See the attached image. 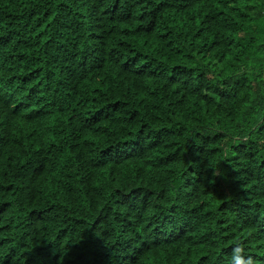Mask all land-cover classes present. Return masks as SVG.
<instances>
[{
    "label": "clouds",
    "instance_id": "1",
    "mask_svg": "<svg viewBox=\"0 0 264 264\" xmlns=\"http://www.w3.org/2000/svg\"><path fill=\"white\" fill-rule=\"evenodd\" d=\"M27 3L31 15L43 17L32 32L24 25L15 32L0 28V155L7 151L16 160L11 169L4 166L3 182L19 185L13 205L20 218L30 219L37 231L41 220L52 228L61 220L73 223V213L95 221L88 230L100 242L99 264H174L177 258L191 264L186 243L204 245L198 249L206 254L200 264H264V231L244 232L239 219L215 208L204 212L211 207L208 193L223 183L244 197L259 198L252 211L261 212L264 221V0H142L150 5L143 8L144 25L169 9L148 36L155 43L148 64L137 63L144 48L119 42V23L100 11L109 7L104 0ZM195 5L203 21L199 28ZM21 7L19 0L0 3V22L6 25L7 15ZM140 11L125 17L133 30L127 35L136 32ZM173 15L188 20L169 28ZM49 16L55 17L44 32L50 43L40 44L32 33ZM97 30L99 35L91 37ZM52 49L60 51L53 56ZM21 51L26 68L37 57L47 60L43 83L37 85L40 96L25 95L8 79L21 67ZM85 78L105 86L94 101L91 86L81 83ZM41 96L43 110L27 111ZM53 113L55 129L49 127ZM20 120L32 133L27 147ZM97 120L103 123L94 126ZM89 131L97 137L94 144L86 139ZM52 132L55 141L49 139ZM21 160L27 161L23 167ZM109 170L111 176L100 179ZM49 177L60 186L55 207L53 197L45 195ZM33 208L39 211L29 217ZM97 225L103 236L97 235ZM189 231L195 236H186Z\"/></svg>",
    "mask_w": 264,
    "mask_h": 264
},
{
    "label": "trees",
    "instance_id": "2",
    "mask_svg": "<svg viewBox=\"0 0 264 264\" xmlns=\"http://www.w3.org/2000/svg\"><path fill=\"white\" fill-rule=\"evenodd\" d=\"M9 0H0V3L7 4ZM21 2L22 7L19 11H14L13 13H9L6 17L8 23L5 25L3 22H0V28L7 27L9 32H15L19 25H24L30 32H32L33 25L36 24L37 20L42 19L41 14L37 13L35 15H31V7L27 3V0H19ZM109 7H100V11L103 14H106L109 22L115 24L119 23L120 27V43H128L129 41L138 44L141 48H144L145 51L141 52L140 59L137 61L138 64H148L149 61L146 59L149 51L154 50L155 43L153 40L149 39V34L154 31L153 24H158L159 18L163 16L167 19L168 8L161 9L160 12L157 13L156 18L149 19V23L147 25L143 24V19L146 18V14L143 11V8L149 7L150 5H146L142 3V0H104ZM95 7V5H94ZM25 9L28 10L29 15L25 16ZM137 9H140L139 17L136 20L137 29L132 35H127V33L133 32L131 25L127 23V19L125 17L131 18V16L136 14ZM193 11L197 13L194 19V23L197 28L202 24V20L200 15L198 14L200 9L199 5H195ZM44 15H47L46 13ZM81 19L79 23H84L83 13L79 14ZM207 13H205V16ZM113 16L120 17L119 21L113 19ZM55 19L54 16H49L48 19L36 26L35 32L32 34L35 36H39L40 44H48L50 43V38L44 35V32L48 29L49 23ZM188 17H183L181 19H176L175 15L170 20L168 27H179L182 26ZM143 28L144 31L141 32L140 29ZM22 31V29H21ZM99 35V31L91 32V37H97ZM113 35H116L115 33ZM161 35L167 36V32L162 33ZM2 39V37H0ZM39 45L37 46V48ZM28 53L31 52V49H27ZM59 49H52L51 55L55 56ZM20 56V64L18 72L10 73L8 79L12 80L15 84L23 87L25 91V95H37L40 96L42 93V88L37 87V85H42L43 81L41 80L42 76H45V69L48 67L47 60L43 57H37L36 63L32 64L30 68H26L24 66V52L21 51L18 53ZM179 55V53H177ZM185 59V63H187V58L181 57ZM77 60H82L83 58L80 56L76 57ZM130 59L136 60L137 57L135 55L131 56ZM166 59V58H165ZM235 63V61H233ZM53 65H56L58 61L53 60L51 62ZM127 64V60L124 61ZM67 62H65V67H67ZM181 65L176 64L174 67H180ZM49 71L51 69H48ZM55 74V73H54ZM91 73H89V76ZM3 73L0 72V78H2ZM19 77V79H16ZM153 77H149L146 79L147 84H151L153 82ZM84 85H90L93 92V101L97 98L95 93L100 88L105 87L103 84H100L92 79L85 78L81 81ZM71 94V92H69ZM141 100H143V95L141 96ZM115 103L119 104L120 101H116ZM204 101H201L203 104ZM91 104V102H90ZM42 96L41 101L37 103H32L29 105L27 111L29 112H40L42 111ZM19 107V105H17ZM86 119H92V117H86ZM131 119V117H129ZM103 121L97 120L94 126H99ZM25 121H19V128L23 133L25 139L23 143L27 147L28 139L32 133L24 127ZM57 126V114L53 113L49 116V127L55 129ZM14 136L20 135V133L13 131ZM2 139V138H0ZM49 139L52 141L56 140L55 132L49 134ZM87 141L90 143H96L97 137L89 131L88 136L86 137ZM128 141H125L127 143ZM218 143V141H217ZM55 147V145H53ZM39 151V148L36 149ZM16 163V160L12 158V156L7 154L5 151L2 155H0V208L3 211H0V262L2 264H99L102 259V249L100 248L99 239H93L90 231L88 230V225L95 223V221L85 218L83 215H77L73 213L69 220L73 223H69L61 220L60 226L55 228L50 227V221L41 220L40 228L37 231L34 223L30 219H21L20 216L22 212L20 209H17L13 205L14 198L17 197V191L19 185L6 184L3 182V177L7 174V170L5 169V165L8 166V169H11ZM27 163L26 160H21L20 164L23 167ZM174 163V161H173ZM129 167L135 168V164L128 161ZM39 167V165H37ZM148 170H151V165L148 166ZM195 175V173H194ZM111 176L110 170L108 171L107 176H102L100 179H107ZM18 179L23 181L25 179L24 176H18ZM100 179L96 181V186H99ZM47 191L45 195L52 196L53 200L50 201L53 207H55V199L56 193L59 190V183L55 182L52 177H49L46 185ZM246 190V188H245ZM21 196L27 198L31 196V193L22 192ZM226 195V196H225ZM203 199V198H202ZM244 200V203H240L241 200ZM207 203L211 206H205L204 212H209L211 208H215L221 212V214L227 213L234 218L240 220V224L242 225V230L244 232H248L249 230L255 231H264V228H261V225L264 224V221L261 220V212H253L252 209L260 206L259 198L253 200L251 196L244 197L242 194L231 188V186H226L221 183L215 191L209 192L207 197ZM102 210V209H100ZM39 211V209H28V216L30 217L33 212ZM12 212H16L17 216L14 219L12 216ZM100 225H97V235L103 236L102 233L99 232ZM35 233V235H33ZM85 233V234H84ZM19 234L20 239L17 240V235ZM85 235V239L83 240ZM188 237L195 236V232L189 231L185 233ZM105 239V243H109V238L103 237ZM45 239L47 243H45ZM83 240V241H82ZM178 242V241H177ZM79 243V244H78ZM77 244V245H75ZM204 247L203 244H185L184 252L187 253L189 249L191 250L190 261L191 264H200V260L204 259L206 254L198 251V249H202ZM174 264H183V258H177L174 261Z\"/></svg>",
    "mask_w": 264,
    "mask_h": 264
}]
</instances>
